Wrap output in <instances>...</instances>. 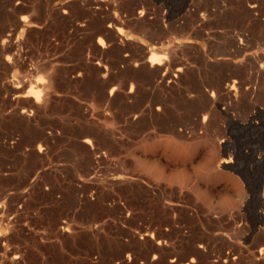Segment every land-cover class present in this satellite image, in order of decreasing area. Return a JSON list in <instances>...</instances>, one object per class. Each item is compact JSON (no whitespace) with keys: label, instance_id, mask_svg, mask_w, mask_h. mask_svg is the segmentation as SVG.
<instances>
[{"label":"rangeland","instance_id":"1","mask_svg":"<svg viewBox=\"0 0 264 264\" xmlns=\"http://www.w3.org/2000/svg\"><path fill=\"white\" fill-rule=\"evenodd\" d=\"M261 60L264 0H0V264H264Z\"/></svg>","mask_w":264,"mask_h":264},{"label":"bare ground","instance_id":"2","mask_svg":"<svg viewBox=\"0 0 264 264\" xmlns=\"http://www.w3.org/2000/svg\"><path fill=\"white\" fill-rule=\"evenodd\" d=\"M4 36H6V35H4ZM11 37V36H10ZM11 39V38H10ZM4 41V40H3ZM6 41V40H5ZM184 43V42H183ZM3 45V44H2ZM100 46H101V44H100ZM182 47V46H181ZM143 48H145V47H143ZM147 48V47H146ZM184 48V47H183ZM151 49H153L152 47H151ZM150 50V49H149ZM241 50H243V49H241ZM143 51H145V50H143ZM152 51V50H151ZM156 51V50H155ZM155 51H154V53H155ZM164 51V50H163ZM150 51H148V53H149ZM153 52V51H152ZM157 53H158V51H156ZM161 52H162V50H161ZM191 52V51H190ZM169 52H167L166 51V54L165 55H167ZM143 54V53H142ZM146 54H147V52H146ZM160 54V53H159ZM162 54V53H161ZM171 54V53H170ZM149 55V54H148ZM163 55V54H162ZM236 56V55H235ZM146 57H147V55H146ZM145 57V58H146ZM171 57V56H170ZM190 59V58H189ZM134 60V59H133ZM131 61V60H130ZM146 61V60H145ZM166 61V60H165ZM206 61V60H205ZM262 61V60H261ZM124 62V61H123ZM262 62H264V61H262ZM262 62H260V63H262ZM137 63V62H136ZM140 63H142V62H140ZM145 63V62H144ZM147 63L149 64V66L151 67V69L155 66H160L161 65V62H160V60H158V59H156V58H154L153 56H149L148 57V59H147ZM241 63H243V62H241ZM114 64V63H113ZM118 64V63H117ZM169 64V63H168ZM171 64V63H170ZM177 64V63H176ZM186 64V63H185ZM256 64V63H255ZM259 64V63H258ZM263 64V63H262ZM183 65V64H182ZM205 65V64H204ZM264 65V64H263ZM114 66V65H113ZM132 66V65H131ZM140 66H141V64H140ZM144 66V65H143ZM170 66V65H169ZM175 66L176 65H173V67L175 68ZM181 66V65H180ZM186 66V65H185ZM198 66V65H197ZM213 66V65H212ZM126 67H128V66H126ZM138 66H136L135 68V70H137L138 68H137ZM161 67H163V66H161ZM165 67H166V65H165ZM179 67V66H178ZM177 67V69H176V71L177 72H181V68H178ZM236 67V66H235ZM244 67H245V65H244ZM133 68H134V66H133ZM141 67H139V69H140ZM145 68H146V66H145ZM145 68H144V70H145ZM173 68V69H174ZM183 68V67H182ZM185 68V67H184ZM100 69V68H99ZM117 69V68H116ZM155 69V68H154ZM166 69H168V68H166ZM173 69H171V71L173 70ZM202 69V68H201ZM243 69V68H242ZM247 68H245V70H246ZM251 69V68H250ZM147 70V69H146ZM216 70V69H215ZM239 70H241V69H239ZM260 70V69H259ZM258 70V71H259ZM106 71V70H105ZM117 71V70H116ZM120 71V70H119ZM163 71V70H162ZM162 71H160V72H162ZM170 71V70H169ZM247 71H250V70H247ZM256 71V70H255ZM107 72V71H106ZM121 72V71H120ZM135 72H137V71H134V73ZM146 72V71H145ZM252 71H250V73H251ZM140 73V72H139ZM143 73V72H142ZM147 73V72H146ZM145 73V74H146ZM176 73V72H175ZM116 74V73H115ZM144 74V73H143ZM152 74V73H151ZM154 74V73H153ZM153 74H152V76H153ZM161 74V73H160ZM185 74V73H184ZM226 74V73H225ZM232 74V73H231ZM241 74V73H240ZM259 74V73H258ZM121 75V74H120ZM149 75V74H148ZM158 75V74H157ZM172 75V74H171ZM174 75V74H173ZM179 75H180V73H179ZM190 75V74H189ZM263 75V74H262ZM131 76V75H130ZM135 76H137V75H134V77ZM163 76V75H162ZM219 76V75H218ZM228 76V75H227ZM227 76H225V77H227ZM230 76V75H229ZM255 76V75H254ZM259 76V75H258ZM112 77V76H111ZM144 77H145V75H144ZM158 77V76H157ZM177 77V76H176ZM180 77V76H179ZM183 77V76H182ZM245 77V76H244ZM243 77V78H244ZM122 78V77H121ZM149 78H151V77H149ZM153 78H154V76H153ZM159 78V77H158ZM233 78V77H232ZM253 78H255V77H253ZM258 78V77H257ZM89 79V78H88ZM128 79V78H127ZM152 79V78H151ZM196 79V78H195ZM233 79H235V80H237L236 78H233ZM232 79V80H233ZM245 79V78H244ZM113 80V79H112ZM183 81H185L184 79H182ZM247 80H248V78H247ZM246 80V81H247ZM254 80H256V79H254ZM86 81H88V80H86ZM98 81V80H97ZM131 81H132V79H131ZM147 81H149V80H147ZM176 81V80H175ZM205 81V80H204ZM223 81V80H222ZM42 82V81H41ZM161 82H162V80H161ZM166 82H167V80H166ZM169 82V81H168ZM171 82V81H170ZM173 82V81H172ZM171 82V83H172ZM231 82V81H230ZM38 83V82H37ZM45 83V82H44ZM106 83V82H105ZM176 83V82H175ZM178 83V82H177ZM185 83V82H184ZM41 83H38V85L37 86H39ZM89 84V83H88ZM130 84H132V83H130ZM155 84H157V83H155ZM165 84V83H164ZM233 84V82L231 83V85ZM234 84H235V82H234ZM233 84V85H234ZM240 84H242V83H240ZM248 84V83H247ZM43 85V84H42ZM159 85V84H158ZM161 85V84H160ZM167 84H165V86H166ZM210 85V84H209ZM227 85V84H226ZM229 85V84H228ZM243 85V84H242ZM251 85V84H250ZM96 86V85H95ZM94 86V87H95ZM122 86V85H121ZM143 86V85H142ZM155 86V88H156V85H154ZM179 86V85H178ZM185 86H186V83H185ZM230 86V85H229ZM234 86H236V85H234ZM233 86V87H234ZM238 86V85H237ZM254 86V85H253ZM32 87V86H31ZM36 87V86H35ZM41 87V86H40ZM132 87H134V86H132ZM159 87H162V86H159ZM173 87H175L174 89H177V87L174 85ZM173 87L171 86V87H169V88H172V89H170V90H173ZM198 87V86H197ZM205 87V86H204ZM223 87V86H222ZM228 87V86H227ZM240 87H242V86H240ZM239 87V88H240ZM39 88V87H38ZM96 88H97V86H96ZM122 88V87H121ZM153 88V86L151 87V89ZM167 88H168V86H167ZM166 88V89H167ZM186 88H188V87H186ZM235 88V87H234ZM253 88V87H252ZM91 89V88H90ZM98 89V88H97ZM129 89V88H128ZM131 89V88H130ZM148 89V88H147ZM161 89V88H160ZM165 89V91H167ZM181 89V88H180ZM200 89V88H199ZM207 89V88H206ZM209 89V88H208ZM207 89V90H208ZM226 89V88H225ZM232 89V86H231V88H230V90ZM243 89V88H242ZM245 89V88H244ZM87 90H88V88H87ZM149 90V89H148ZM178 90H179V88H178ZM36 91V90H35ZM113 91H114V89H113ZM127 91V90H126ZM136 90H134V92H135ZM164 91V92H165ZM183 91V90H182ZM214 91V90H213ZM217 91V90H216ZM240 91V90H239ZM245 91V90H244ZM102 92V91H101ZM129 92H131V91H129ZM137 92V91H136ZM169 92V91H168ZM167 92V93H168ZM223 92V91H222ZM248 92H249V90H248ZM251 92H253V91H251ZM112 92H111V90H110V93L109 94H111ZM183 93H185V92H183ZM192 93V92H191ZM214 92H212V95H214L213 94ZM147 94V93H146ZM150 94V93H149ZM155 94V93H154ZM162 94V93H161ZM165 94V93H164ZM177 94V93H176ZM180 94V93H179ZM182 94V93H181ZM181 94L179 95V96H181ZM208 94H210V93H208ZM223 94V93H222ZM150 95H152V92H151V94ZM189 95V94H188ZM196 95V94H195ZM199 95V94H198ZM224 95V94H223ZM226 95H228V94H226ZM241 95V94H240ZM255 95V94H254ZM23 97L24 96H27V97H32L31 99H33L34 100V102L35 103H40L39 101V92L38 93H36V95L35 94H33L32 93V91L31 90H28L27 92H26V94H24V95H22ZM105 96V95H104ZM128 96H129V94H128ZM131 96V95H130ZM129 96V97H130ZM135 96V95H134ZM184 95H182V97H183ZM200 97H201V95H199ZM225 96V95H224ZM248 96V95H247ZM251 96V95H250ZM259 96V95H258ZM115 97H117V96H115ZM156 97V96H155ZM158 97H160V96H158ZM193 97V96H192ZM196 97V96H195ZM203 97V96H202ZM201 97V99H203ZM228 97H230V95H228ZM227 97V98H228ZM238 97V96H237ZM25 98V97H24ZM134 98V97H133ZM150 98H151V96H150ZM215 98H217V97H215ZM251 98V97H250ZM125 99V98H124ZM127 99V98H126ZM156 99V98H155ZM157 99H159V98H157ZM162 99V98H161ZM186 99H188V98H186ZM206 99V98H205ZM242 99V98H241ZM104 100V99H103ZM122 100V99H121ZM227 100V99H226ZM245 100V99H244ZM251 100V99H250ZM123 101V100H122ZM147 101V100H146ZM153 101V100H152ZM154 101H156V100H154ZM162 101H163V99H162ZM228 101V100H227ZM234 101V100H233ZM236 101H238L237 99H236ZM247 101V100H246ZM249 101V100H248ZM139 103H140V101H138ZM149 101H147V103H148ZM171 102H173V101H171ZM206 102V101H205ZM232 102V101H231ZM253 102V101H252ZM256 102V101H255ZM177 103V102H176ZM175 103V104H176ZM201 103H203V102H201ZM212 103L213 104H216V102L213 100L212 101ZM211 103V104H212ZM225 103V102H224ZM229 103H230V101H229ZM228 103V104H229ZM146 104V103H145ZM159 104H161V103H159ZM164 104V103H163ZM195 104V103H194ZM227 104V103H226ZM231 104V103H230ZM257 104V103H256ZM255 104V105H256ZM35 105V104H34ZM126 105V104H125ZM136 105H138V104H136ZM165 105V104H164ZM163 105V106H164ZM188 105V104H187ZM204 105V104H203ZM219 105V104H218ZM142 106V105H141ZM160 106H162V105H160ZM217 106V105H216ZM230 106V105H229ZM257 106V105H256ZM264 106V105H263ZM124 107V106H123ZM134 107H136V106H134ZM138 107V106H137ZM136 107V108H137ZM144 107V106H143ZM196 107V106H195ZM234 107V106H233ZM252 107V106H251ZM87 108V107H86ZM142 108V107H141ZM140 108V106H139V109H141ZM149 108V107H148ZM147 108V109H148ZM151 108V107H150ZM166 107H164L163 109H165ZM203 108V107H202ZM201 108V109H202ZM210 108V107H209ZM208 108V109H209ZM212 108H214V107H212ZM211 108V109H212ZM226 108V107H225ZM154 109H157V108H154ZM154 109H152V110H154ZM160 109V108H159ZM161 109H162V107H161ZM194 109V108H193ZM206 109V108H205ZM242 109V108H241ZM252 109V108H251ZM262 109V108H261ZM260 108H256L255 110H253L249 115H247V117H246V119L244 120L245 122H247V124L248 125H256V122H255V119H256V116L258 115V114H260V113H264V111L263 110H261ZM152 110L149 112V113H153L152 112ZM204 110V109H203ZM217 110V109H216ZM198 111L199 112H202V111H200L199 109H198ZM205 111V110H204ZM203 111V112H204ZM229 111V110H228ZM202 112V113H203ZM207 112H208V110H207ZM212 113V116H214V111H211ZM24 113V112H23ZM103 113V112H102ZM106 113V112H105ZM143 113V112H142ZM147 113V112H146ZM160 113V112H159ZM157 114V113H156ZM161 114V113H160ZM224 114L226 115V117H227V119H228V122L229 123H237V122H239L238 120L239 119H237V117L234 115L235 114V112H234V114L232 113H228V112H225L224 111ZM243 114V113H242ZM100 115V114H99ZM121 115V114H120ZM128 115V114H127ZM138 115V114H137ZM208 115V114H207ZM218 115V114H217ZM101 116V115H100ZM106 116H108V115H106ZM119 116V115H118ZM141 116H142V114H141ZM193 116V115H192ZM191 116V117H192ZM201 116V115H200ZM204 116V115H203ZM133 117V116H132ZM136 117H138V116H136ZM161 117V116H160ZM219 117H221V116H219ZM242 118V117H241ZM240 118V119H241ZM245 118V117H244ZM260 118V117H259ZM108 119V118H107ZM135 119V118H134ZM207 119H209L208 117H207ZM214 119V118H213ZM112 120V119H111ZM131 120V119H130ZM129 120V121H130ZM146 120V119H145ZM144 120V121H145ZM196 121H197V119H195ZM205 120V119H204ZM226 120V119H225ZM107 121V120H106ZM108 121H110V120H108ZM190 121V120H189ZM206 121V120H205ZM243 121V122H244ZM204 122V121H203ZM219 122V121H218ZM222 122V121H221ZM191 123V122H190ZM193 123V122H192ZM197 123V122H196ZM206 123V122H205ZM209 123H211V120H210V122ZM215 123V122H214ZM134 124V123H133ZM188 124V123H187ZM199 124V123H198ZM208 124V123H207ZM213 124V123H212ZM220 124V123H219ZM222 124V123H221ZM215 125V124H214ZM198 126V125H197ZM199 126H200V124H199ZM210 126V124H208V127ZM220 126H222V125H220ZM219 126V127H220ZM233 126V125H232ZM246 126V125H245ZM193 127V126H192ZM195 127V126H194ZM206 127V126H205ZM211 127V126H210ZM230 127V126H229ZM241 127V126H240ZM196 128V127H195ZM201 128V127H200ZM204 128V127H203ZM234 128V127H233ZM198 129V128H197ZM249 129V128H248ZM218 130V129H217ZM221 130V129H220ZM209 131V130H208ZM213 131V130H212ZM237 131V130H236ZM246 131V130H245ZM252 132V131H251ZM250 132V133H251ZM216 133V132H215ZM208 134V133H207ZM205 135V134H204ZM203 135V136H204ZM200 136V135H199ZM215 136V135H214ZM213 136V137H214ZM202 138H204V137H202ZM171 141H172V139H171ZM222 141V140H221ZM160 142H162V141H160ZM174 142V141H173ZM175 143H177V142H175ZM181 143H182V141H181ZM166 144V143H165ZM183 144V143H182ZM89 146V145H88ZM166 147V146H165ZM185 147V146H184ZM189 147V146H188ZM161 149H162V147H161ZM160 150V149H159ZM151 151V150H150ZM163 152H164V150H163ZM261 158V157H260ZM259 159V158H258ZM263 159V158H262ZM256 160V159H255ZM226 163H228L229 162V160H227V161H225ZM235 162V161H234ZM258 162V161H257ZM230 165V164H229ZM230 167V166H229ZM146 168V167H145ZM220 170V169H219ZM229 170H230V168H229ZM124 171V170H123ZM148 171V170H147ZM216 172V171H215ZM218 172V171H217ZM220 172H222V171H220ZM120 173V172H119ZM127 176V175H126ZM124 179H125V177H124ZM123 179V180H124ZM128 179H130V177H128ZM126 181V180H125ZM124 182V181H123ZM243 194V193H242ZM248 198V197H247ZM257 199H259V201H258V205H256V206H251V207H253L252 209H250V207L248 208V209H250V213H247V214H249L250 215V217L253 219L251 222H253V229H252V234H254L259 228H258V225L260 224V223H262V222H264V198H263V196H259V198H257ZM244 201H245V199H243ZM246 202V201H245ZM262 202V203H261ZM244 204V203H243ZM262 206H263V208H262ZM237 207V206H236ZM239 207V206H238ZM229 218V217H228ZM246 220V219H245ZM244 221V220H243ZM247 221V220H246ZM191 222V221H190ZM228 224V223H227ZM227 227V226H226ZM235 228V227H234ZM250 228V227H249ZM243 229H244V226H243ZM235 230V229H234ZM246 231H247V229H245ZM242 231V229L240 230V232ZM244 232V231H243ZM242 232V233H243ZM249 232V231H248ZM261 232V231H260ZM257 233V232H256ZM259 233V232H258ZM263 233V232H262ZM151 234V233H150ZM261 235V234H260ZM149 236V235H148ZM150 237V236H149ZM248 237V236H247ZM258 237V236H257ZM234 238V237H233ZM245 238H246V236H245ZM232 239V238H231ZM255 239V238H254ZM259 240H260V238H259ZM263 241V242H262ZM262 241L261 242H259V244H261V243H264V236H263V238H262ZM159 244H161L160 242H158ZM247 243V242H246ZM257 243V242H256ZM232 244V243H231ZM249 244V243H248ZM256 245V244H255ZM258 245V244H257ZM193 246V245H192ZM259 246V245H258ZM262 246V245H261ZM148 248V247H147ZM258 248H260V253H261V255L263 254V256H264V247H258ZM254 249V248H253ZM165 251V250H164ZM192 251V250H191ZM198 250H196V252H197ZM201 251V250H200ZM241 251V250H240ZM243 252V251H242ZM257 252H259V251H257ZM192 253H193V251H192ZM241 253V252H240ZM260 253H258V254H260ZM203 254V253H202ZM130 255V254H129ZM260 257V256H259ZM236 258H238V257H236ZM261 259V258H260ZM263 259V258H262ZM192 262V261H191Z\"/></svg>","mask_w":264,"mask_h":264}]
</instances>
